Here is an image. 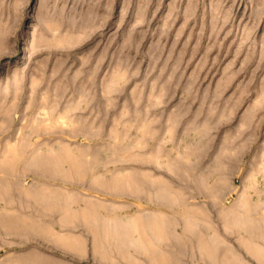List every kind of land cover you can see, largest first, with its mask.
<instances>
[{
    "label": "rangeland",
    "instance_id": "1",
    "mask_svg": "<svg viewBox=\"0 0 264 264\" xmlns=\"http://www.w3.org/2000/svg\"><path fill=\"white\" fill-rule=\"evenodd\" d=\"M69 206L264 246V0H0V215Z\"/></svg>",
    "mask_w": 264,
    "mask_h": 264
},
{
    "label": "crops",
    "instance_id": "2",
    "mask_svg": "<svg viewBox=\"0 0 264 264\" xmlns=\"http://www.w3.org/2000/svg\"><path fill=\"white\" fill-rule=\"evenodd\" d=\"M6 209L0 215V264H264L263 245L175 240L167 213L145 223L142 215L112 222L110 211L97 209L80 222L69 206L59 222L41 221L47 212L40 211L15 223Z\"/></svg>",
    "mask_w": 264,
    "mask_h": 264
}]
</instances>
